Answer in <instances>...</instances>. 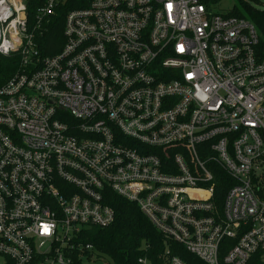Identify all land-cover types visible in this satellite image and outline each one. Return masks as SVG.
<instances>
[{
	"label": "built area",
	"instance_id": "2783aa9c",
	"mask_svg": "<svg viewBox=\"0 0 264 264\" xmlns=\"http://www.w3.org/2000/svg\"><path fill=\"white\" fill-rule=\"evenodd\" d=\"M222 1L90 0L43 57L26 0H0V53L21 57L0 87V264H85L111 193L206 264H264V32L246 16L264 10Z\"/></svg>",
	"mask_w": 264,
	"mask_h": 264
},
{
	"label": "trees",
	"instance_id": "16d2710c",
	"mask_svg": "<svg viewBox=\"0 0 264 264\" xmlns=\"http://www.w3.org/2000/svg\"><path fill=\"white\" fill-rule=\"evenodd\" d=\"M45 1L26 0L29 27L34 30L35 41L43 57L55 55L63 49L66 15L72 9L87 6L90 0H68L53 15L38 22V11ZM246 12L260 32H264V11L248 7ZM235 15L243 16L241 13ZM37 22L40 27L35 29ZM20 62L19 52L9 56L0 53V87L16 73ZM221 178L227 180L228 176L221 172L216 180L219 182ZM225 192L226 188L219 183L216 196L222 197ZM106 202L115 208L114 223L105 228L91 227L82 236L85 242L94 245L95 254L100 258H108L111 264H140L138 259L147 256L153 264H166L165 251L170 249L172 254L179 255L187 264H206L181 244L159 232L135 203L114 193L106 198ZM91 254L88 253V256ZM73 264L82 262L76 258Z\"/></svg>",
	"mask_w": 264,
	"mask_h": 264
},
{
	"label": "rangeland",
	"instance_id": "374dc122",
	"mask_svg": "<svg viewBox=\"0 0 264 264\" xmlns=\"http://www.w3.org/2000/svg\"><path fill=\"white\" fill-rule=\"evenodd\" d=\"M223 6L225 7H231L234 3H236V0H223ZM256 6L260 9L264 10V0H258L254 2ZM90 260H86L85 264H111L108 258H100L99 255H95L94 257L88 256Z\"/></svg>",
	"mask_w": 264,
	"mask_h": 264
}]
</instances>
